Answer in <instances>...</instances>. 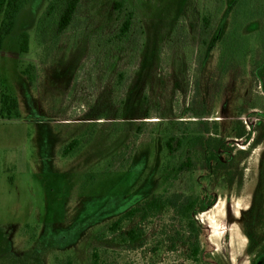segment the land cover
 Listing matches in <instances>:
<instances>
[{
    "label": "rangeland",
    "instance_id": "rangeland-1",
    "mask_svg": "<svg viewBox=\"0 0 264 264\" xmlns=\"http://www.w3.org/2000/svg\"><path fill=\"white\" fill-rule=\"evenodd\" d=\"M53 1L27 0L0 50V264H93L94 254L98 264H253L254 255H264V142L247 159L235 154L248 149L247 134L264 133V92L248 71L233 72L216 85L212 102L207 82L217 59L206 63L198 52L206 0H82L60 37L48 17ZM234 1L219 0L216 11L264 12L263 0ZM115 2L124 4L121 15ZM129 12L134 22L120 41ZM24 34L27 54L20 53ZM247 39L264 47V27ZM202 90L210 109L203 119L188 111ZM3 96L17 100L19 118L2 115ZM201 119L216 123L234 149V181L163 174L165 136L186 125L198 130ZM242 131L246 137L237 140ZM74 140L80 146L64 156ZM204 187L215 204L197 217L196 260L171 209L110 231L146 198L197 195ZM232 224L241 252L230 249ZM135 227L142 242L121 243Z\"/></svg>",
    "mask_w": 264,
    "mask_h": 264
},
{
    "label": "trees",
    "instance_id": "trees-1",
    "mask_svg": "<svg viewBox=\"0 0 264 264\" xmlns=\"http://www.w3.org/2000/svg\"><path fill=\"white\" fill-rule=\"evenodd\" d=\"M212 1L211 8L208 7V0H206L204 5L203 23L198 47V52L202 55L204 62L207 63L215 57L217 59L213 73L207 82V84H212L209 87L212 102L218 93L216 91V85H221L224 78L233 72L246 73L248 71L250 77L256 79L261 84L264 92V47L255 46L256 48L254 49L251 46L253 43L249 44L250 38L247 39L248 35L252 36L256 30L264 27V12H249L245 16H242L238 12L234 13L231 9L225 13L217 12L219 0ZM26 2L27 0H0V17L2 19L0 24V50L4 39L12 32L15 26V20ZM81 2L82 0H54L51 3L48 10V17L56 25L53 37L63 36L69 31ZM238 2L235 0L232 6ZM260 6H263V4H260ZM115 8L119 15H121L124 4L115 2ZM134 17V12H129L125 15L116 37L118 40L122 41L129 35ZM249 22L250 26L248 25ZM28 52L29 37L27 34H24L21 36L20 53L27 54ZM203 92L204 90L196 93L197 100L188 108V111L192 112L194 117H201L202 119L210 115V109L205 106L206 103L201 102L200 95L202 93L203 96ZM1 104L2 115L6 114L8 119L19 118V114L16 112L18 108L16 99L3 96ZM261 127L264 126L261 125ZM218 129L219 126L216 123L212 126L207 120H202L198 123V130H193L190 125H186L180 134L165 136L164 147L167 152V160L162 170L166 179L168 176L177 177L182 172H189L197 175L200 174L198 175L200 182H204L219 174L234 181V173L232 171L235 160V157H233L234 149L226 146V142L220 138ZM245 137L246 134L242 131V133L237 135V140ZM263 142L264 133H259L254 138L250 134H247L245 145H248V149L238 151L235 154L236 157L240 160L247 159L252 151L258 148ZM79 146L80 141H72L66 146L63 153L64 156L71 155ZM214 202L215 197L205 187L202 189L201 194L197 195L185 196L179 193L155 195L144 199L142 203L121 215L110 227V231L117 232L120 230L125 220L139 217L140 221L144 222L151 216L171 209L185 225L184 227L188 234V240L186 242H192L190 258L196 260L199 253L198 237L202 230L197 217L211 210L215 204ZM142 236V230L139 227H135L127 233L121 234L120 242L135 245L136 243L142 242ZM248 238L252 240L250 236ZM93 256V264H98L99 257L97 254Z\"/></svg>",
    "mask_w": 264,
    "mask_h": 264
},
{
    "label": "flooded vegetation",
    "instance_id": "flooded-vegetation-1",
    "mask_svg": "<svg viewBox=\"0 0 264 264\" xmlns=\"http://www.w3.org/2000/svg\"><path fill=\"white\" fill-rule=\"evenodd\" d=\"M233 214H234L235 218L238 217V211L236 212L234 210ZM221 217H222L221 220H223L224 219V213ZM212 224H214V223H212ZM210 227L212 229L214 228L215 230H218L216 228L215 224L211 225ZM229 245H230L231 251H238V252L240 251L241 252L244 248L243 238L240 234L238 227L235 224H232L231 228L229 230ZM195 262H197V261H195ZM252 263L253 264H264V255L262 253L254 255V259H253Z\"/></svg>",
    "mask_w": 264,
    "mask_h": 264
},
{
    "label": "bare ground",
    "instance_id": "bare-ground-1",
    "mask_svg": "<svg viewBox=\"0 0 264 264\" xmlns=\"http://www.w3.org/2000/svg\"><path fill=\"white\" fill-rule=\"evenodd\" d=\"M234 210H235L236 212L239 211L238 207H236V206L234 207ZM223 213H224V212H223L222 210H218V215H219V216H222ZM219 218H220V219H218V220H221L222 217H219ZM211 225H214V224H211ZM213 229H214V228H213ZM214 230H215V229H214ZM236 246H237V245H236Z\"/></svg>",
    "mask_w": 264,
    "mask_h": 264
}]
</instances>
